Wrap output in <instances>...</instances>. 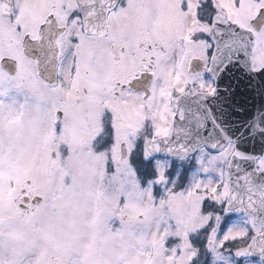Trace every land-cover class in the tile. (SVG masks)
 <instances>
[{"label": "snow or ice", "instance_id": "snow-or-ice-1", "mask_svg": "<svg viewBox=\"0 0 264 264\" xmlns=\"http://www.w3.org/2000/svg\"><path fill=\"white\" fill-rule=\"evenodd\" d=\"M0 264H264V0H0Z\"/></svg>", "mask_w": 264, "mask_h": 264}]
</instances>
